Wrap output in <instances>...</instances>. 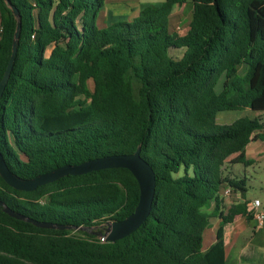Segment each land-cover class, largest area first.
<instances>
[{
    "label": "trees",
    "instance_id": "obj_1",
    "mask_svg": "<svg viewBox=\"0 0 264 264\" xmlns=\"http://www.w3.org/2000/svg\"><path fill=\"white\" fill-rule=\"evenodd\" d=\"M10 2L21 29L0 97L7 167L32 178L140 145L155 193L145 221L114 242L100 230L38 227L0 206V264H225L224 224L237 214L252 216L246 199L219 210L224 185L246 192L245 178L224 174V165L252 163L244 148L263 138L264 122L244 116L218 123L216 116L264 111V0H191L183 34L172 32L169 21L185 0L149 3L104 27L96 17L105 0ZM15 25L0 0V79ZM171 48L183 49L181 56L172 57ZM138 198L136 179L122 167L66 175L32 191L0 177L8 207L55 224L103 228L131 213ZM212 217L219 218L215 240L203 250Z\"/></svg>",
    "mask_w": 264,
    "mask_h": 264
},
{
    "label": "water",
    "instance_id": "obj_2",
    "mask_svg": "<svg viewBox=\"0 0 264 264\" xmlns=\"http://www.w3.org/2000/svg\"><path fill=\"white\" fill-rule=\"evenodd\" d=\"M7 7L11 10L15 20V30L11 43V53L8 58L5 70L0 79V97L5 88L9 75L11 73L16 52L17 43L19 40L21 29V17L19 10L13 5L10 0H3ZM126 168L128 169L137 181L139 187V198L133 211L121 220H112L106 222L105 226L100 231H90L89 226H71L63 224H55L52 222L37 221L25 216L19 212L12 210L3 201L0 200L2 210L9 216L31 222L35 226L42 228L56 229H79L87 230L92 233L97 232V235L104 241L114 242L117 239L123 238L135 231L147 218L150 213L152 200L155 193V173L148 162L140 155V145L134 152L129 154H112L89 159L78 164H65L53 168L47 172L38 174L32 178H22L13 173L6 165L4 158L0 152V177L12 188L23 191H32L38 186L50 183L60 177L66 175L84 174L90 171H95L105 168Z\"/></svg>",
    "mask_w": 264,
    "mask_h": 264
},
{
    "label": "crops",
    "instance_id": "obj_3",
    "mask_svg": "<svg viewBox=\"0 0 264 264\" xmlns=\"http://www.w3.org/2000/svg\"><path fill=\"white\" fill-rule=\"evenodd\" d=\"M105 1L106 2L109 1L110 4L114 3L116 7L107 8L108 11L107 14L106 15L104 14L102 16L103 22H106V24L102 23L103 27L117 19L128 20L133 18L138 14L139 10L144 5H146V3H141L139 7H137V4H134L133 0H105ZM111 9H113V12H111ZM246 110L253 111L249 108H245L240 111L243 114L244 111ZM253 112H255L254 115L248 116L244 114L237 118L244 116L253 117L260 115L262 113L264 114V111H253ZM226 115L227 114H224V116H221L220 118L218 117L216 119L217 120L220 119L218 120V122H220L221 120H223V117H228ZM262 120L264 122V118H262ZM262 133L264 135V128L262 130ZM244 154L246 159L252 161V163L249 165L257 166L255 171L260 172L259 173L260 177L258 179L259 181L258 187H259L260 195H255L254 197L249 198L246 196V193H241L239 191H232V193L229 196H220L218 194L220 200L219 210L222 211L223 213H226V211L230 206L244 199H246L248 202L254 198H257L260 200L262 206H264V136L262 139L251 140L245 146ZM260 165L262 166V169H260ZM236 177H244L246 180L245 175L243 176L240 175ZM212 204L213 202L211 203V205ZM207 210H210V208H208ZM218 221H219L218 217L210 218V226L207 228L208 231L206 229L203 235V241H204V245L202 242L203 250L207 249L209 245L215 240V230L218 225ZM250 224H252V226ZM249 229L251 231L250 238L249 239L244 238V232L248 231ZM223 241L225 246V258H226L225 264H243V263L262 264V261L264 259V222L261 226L257 227L256 221L253 217L249 218L246 217L245 215L237 214L233 217V219L230 222L224 224Z\"/></svg>",
    "mask_w": 264,
    "mask_h": 264
},
{
    "label": "rangeland",
    "instance_id": "obj_4",
    "mask_svg": "<svg viewBox=\"0 0 264 264\" xmlns=\"http://www.w3.org/2000/svg\"><path fill=\"white\" fill-rule=\"evenodd\" d=\"M134 1V4H137V7H139V5L141 3H160L162 2L163 0H133ZM109 1H105V5L100 9V11L98 12V15L96 17V24L97 26H100V27H103L102 26V23H105L106 22H103L102 20V16L105 14H107V8H115L116 5L114 3H111L110 2L108 3ZM118 5V4H117ZM111 12H113V9H111ZM191 12H192V3H191V0H185V3L182 4V5H176L173 9V11L171 12V15H170V21H169V28L172 32H175L176 34H183L187 28H188V22L191 18ZM177 26L179 27V29H176ZM52 46H49L48 49L46 50V56L49 54L50 52V49H51ZM183 49L181 48H171L170 49V54L172 57L174 58H178L181 56V53H182ZM88 87L90 90H92V87H93V83L92 81L89 79L88 80ZM224 114H227L226 116L228 117H223V120H221L220 122L218 123H230L231 121H233L235 118L239 117V116H242V115H254L255 112L253 111H244V113L242 114L240 110H224V111H220L217 113V116L216 118H220L221 116H224ZM261 118H264V114H260V115H257ZM220 120V119H218ZM217 120V121H218ZM226 121V122H224ZM224 174H230V175H233V176H240V175H245L246 176V196L249 197V198H252L254 197L255 195H260V191H259V173L260 172H256L255 169L257 166H248V165H244L243 163H230V162H227L225 165H224ZM255 167V168H254ZM260 169H262V166L260 165ZM254 224V222H253ZM252 226V224H250ZM97 230H102V226H92L90 228V231H97ZM208 231V229H207ZM73 233H76L78 234L79 233V230L75 229L72 231ZM250 229L248 231H245L244 232V238H247L249 239L250 238ZM203 245H204V241H203Z\"/></svg>",
    "mask_w": 264,
    "mask_h": 264
},
{
    "label": "built area",
    "instance_id": "obj_5",
    "mask_svg": "<svg viewBox=\"0 0 264 264\" xmlns=\"http://www.w3.org/2000/svg\"><path fill=\"white\" fill-rule=\"evenodd\" d=\"M179 27L177 26L176 29ZM232 188L228 185L222 187L221 190L218 191L220 196H229L232 193ZM246 211L251 214V216L256 221V226L259 227L264 222V206H262L259 199L254 198L248 202H246Z\"/></svg>",
    "mask_w": 264,
    "mask_h": 264
}]
</instances>
